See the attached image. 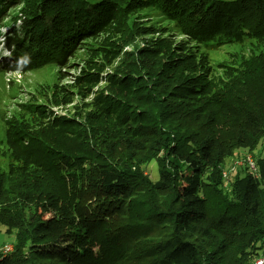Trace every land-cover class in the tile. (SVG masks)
Returning <instances> with one entry per match:
<instances>
[{
  "label": "trees",
  "instance_id": "16d2710c",
  "mask_svg": "<svg viewBox=\"0 0 264 264\" xmlns=\"http://www.w3.org/2000/svg\"><path fill=\"white\" fill-rule=\"evenodd\" d=\"M16 4L22 23L6 37L5 71L64 68L102 37L119 48L144 34L136 20L148 11L182 39L127 54L126 67L136 71L109 75L114 90L97 95L99 106L54 116L48 133L34 131L46 106L0 116L11 158L0 169V227L16 235L0 264L260 259L264 158H256L254 174L244 168L227 182L224 172L228 160L254 153L264 139V50L227 65L224 79L205 53L263 42L264 0H0V30ZM81 73L80 88L99 77ZM152 162L157 180L145 171Z\"/></svg>",
  "mask_w": 264,
  "mask_h": 264
},
{
  "label": "rangeland",
  "instance_id": "374dc122",
  "mask_svg": "<svg viewBox=\"0 0 264 264\" xmlns=\"http://www.w3.org/2000/svg\"><path fill=\"white\" fill-rule=\"evenodd\" d=\"M89 1L95 2V0ZM19 11L20 7L17 4L9 8L5 24L0 30V116L3 114L6 119H11L14 115L28 110V104L46 106L48 112L40 121V127L35 128L32 126L36 133H48V130H54L55 125H57L55 119H53L54 116H74L79 112L78 109H81L83 104L88 107L86 109L87 112L91 110L92 104H97L96 98L99 93L114 90L113 85L108 80L109 75L113 76L114 73H121L127 70L136 71V69H128L126 67H129L127 63L131 59V55L127 54L132 53V56H137L139 49L150 47L153 44L158 45L159 39H169L173 43L182 39V37L170 36V34L163 32L162 28L168 24L163 22L156 12L148 11L141 13V16L144 17L143 19L136 20V23L144 29L142 30L144 34H135L133 41L128 43L121 42V47L118 46L120 43L116 44V47L119 48L112 49L113 46H105L102 37L97 41L91 42L90 46L81 48L77 52V56L70 59L69 65L64 68L52 64L28 73L5 71L3 64L10 60L11 54L7 47L6 37L11 34V28L16 27L17 29L21 25L22 15L19 14ZM15 15L20 17L16 23L13 20ZM254 43L247 42L244 45L226 44L213 51L207 50L205 54L211 60L216 79L222 78L227 73L225 69L227 65L235 66L239 63L241 56L249 57L255 51L254 48H258L256 51L264 50V41ZM82 69L99 75L98 80L93 85H87L83 88L77 87L76 79L81 76ZM64 90L65 94L59 96V93ZM56 92L59 93L54 96ZM97 105L99 106V104ZM23 107H25L24 110ZM84 114H80V116H84ZM5 131L4 122L0 117V169L2 170L8 169L11 163L10 154L5 144ZM256 158H264V139L254 153L239 151L236 157L228 160L224 178L229 182L244 168L249 173L254 174L256 172ZM145 171L154 180L158 179L155 162L145 166ZM38 215H40V211ZM15 239V234L9 236L5 233V229L0 227V252L4 257L14 251ZM263 257L264 253L261 258Z\"/></svg>",
  "mask_w": 264,
  "mask_h": 264
},
{
  "label": "bare ground",
  "instance_id": "6f19581e",
  "mask_svg": "<svg viewBox=\"0 0 264 264\" xmlns=\"http://www.w3.org/2000/svg\"><path fill=\"white\" fill-rule=\"evenodd\" d=\"M254 264H264V257L258 259Z\"/></svg>",
  "mask_w": 264,
  "mask_h": 264
}]
</instances>
